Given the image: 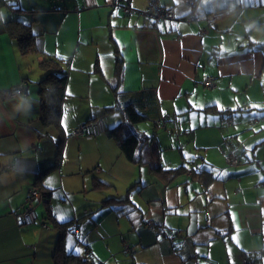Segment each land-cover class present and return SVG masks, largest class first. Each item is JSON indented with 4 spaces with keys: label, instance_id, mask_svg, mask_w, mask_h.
<instances>
[{
    "label": "crops",
    "instance_id": "crops-1",
    "mask_svg": "<svg viewBox=\"0 0 264 264\" xmlns=\"http://www.w3.org/2000/svg\"><path fill=\"white\" fill-rule=\"evenodd\" d=\"M113 1L0 0V264H55L59 242L103 264H264V180L247 187L240 165L230 172L238 174L231 186L225 177L218 183L207 168L213 162L187 163L181 136L193 134L182 128L208 76L215 85L206 99L214 101L263 76L264 0H202L199 19L187 18L183 0H157L177 12L161 21L142 13L150 0H120L130 13ZM219 9L225 15L207 24L206 12ZM9 19L31 27L38 50L21 53L5 28ZM48 55L60 58L67 75L59 124L42 120L41 61ZM17 86L24 92L11 94ZM21 98L30 106L18 108ZM214 101L206 110L196 106L199 118L202 111L217 116ZM128 103L146 113L136 124L145 145L159 144L166 168H183L173 179L127 159L105 132L72 135L101 115L107 127L126 122L108 107ZM164 112L177 116L159 123ZM195 142L209 153L208 142ZM168 150L175 156L165 157ZM32 188L39 190L38 217L18 225Z\"/></svg>",
    "mask_w": 264,
    "mask_h": 264
},
{
    "label": "rangeland",
    "instance_id": "rangeland-1",
    "mask_svg": "<svg viewBox=\"0 0 264 264\" xmlns=\"http://www.w3.org/2000/svg\"><path fill=\"white\" fill-rule=\"evenodd\" d=\"M234 88L233 92L231 91L232 93H223L219 95L220 97L216 94L219 101H214L206 99L208 94L205 93V90L208 89L210 92L213 89L205 86L198 101H192L193 105L189 107V110H191L190 115H192L191 121L187 122L188 125L182 128V131L192 129L193 134H181V136L189 146L185 149L187 163L194 164L191 160H195L198 162V166L203 167L206 166L204 160L213 162L215 169L210 168V166H207V168L211 169L216 176H220L218 183H223L222 178L225 177V182L228 186L235 182V179H237L235 176L238 175L230 174V172L237 170L235 169L237 166L246 165V167H240L238 172L241 171L243 182L247 183V187H251L253 178L261 177L262 173L264 174V73L262 77H257L249 86ZM213 101L218 104L217 107L212 108L217 116H214L213 113L207 116L202 111L200 118L203 123H201L196 106L199 108L203 106L202 109L206 110L207 104H213ZM200 103L202 104L199 105ZM221 114L226 115L225 120L221 118ZM227 117L233 118L231 124H227ZM206 118L208 123H205ZM158 130H160V133H164V128L160 127ZM154 133V124L149 121V135L154 136ZM194 134H196V138H193ZM153 138L151 137V139ZM194 140L199 143L208 142L210 146L208 149L209 153L207 154V150L196 147ZM167 141H170V143ZM166 143L168 145L171 144V138L166 139ZM173 145H175L177 153L179 151L177 141L173 142ZM164 150L166 149L164 148ZM168 151L170 152L166 151L165 157H167V154L170 157H172L171 154L175 156L174 151ZM230 153L238 156V164L227 162V155ZM201 156L204 158L203 160H201ZM171 160L173 163L175 162V159ZM194 166L198 168L195 164ZM222 169L223 172L221 171ZM221 172L222 175H220ZM249 191L247 189V192Z\"/></svg>",
    "mask_w": 264,
    "mask_h": 264
},
{
    "label": "trees",
    "instance_id": "trees-1",
    "mask_svg": "<svg viewBox=\"0 0 264 264\" xmlns=\"http://www.w3.org/2000/svg\"><path fill=\"white\" fill-rule=\"evenodd\" d=\"M117 5H122L125 13H130L127 12L124 7L125 5H129L128 3L123 4L117 1ZM5 26L17 40L21 53L28 54L31 51L38 50L35 34L29 25L23 24L15 19H9L5 23ZM41 65L43 69L46 70L41 80V84H43L41 88L43 94L42 120L46 124H59L67 75L61 71V61L59 57L48 55L41 61ZM121 66L122 65H119L118 67ZM205 86L214 87L206 84ZM108 108L120 110L126 117V122L108 126L104 132L117 142L127 159L139 164H149L154 171L162 173L163 176L168 179H173L178 173L183 171L182 167L176 169H168L165 167L160 158V147L157 142L145 145V142L147 143L149 139H147L145 134L137 130L136 124L146 117V113L139 110L133 103H128L123 107L115 105ZM204 172H208V178H212L209 171L206 170ZM96 183L98 186L103 185L102 181H97ZM47 195H49V193H47ZM61 224L65 226L67 222ZM53 257L55 264H103L92 255L83 256L72 251H66L61 242L56 246Z\"/></svg>",
    "mask_w": 264,
    "mask_h": 264
},
{
    "label": "built area",
    "instance_id": "built-area-1",
    "mask_svg": "<svg viewBox=\"0 0 264 264\" xmlns=\"http://www.w3.org/2000/svg\"><path fill=\"white\" fill-rule=\"evenodd\" d=\"M117 1L120 0H114L113 2L117 3ZM183 2L191 7V11L190 14L188 15V18L199 19L201 17L202 0H183ZM124 7L127 12H131L134 10L130 5H125ZM142 13L146 16L152 17L156 21H161L163 19L177 18V12L175 6H165L159 3L157 0H150L149 6L145 10H143ZM224 15H225V10L223 9L208 11L205 14V21L207 22V24H212V22L215 19L221 18ZM204 83L208 86H214L215 85L214 76H208ZM22 92H24V88L21 86H17L14 87V89L10 93L13 95H20ZM175 116H177V113L175 112L174 113L164 112L161 118L158 120V122L162 123L166 120H170L174 118ZM232 121L233 119L230 118L228 120V123L231 124ZM106 127L107 126H106L105 117L101 115L76 126L72 131V135L94 137L103 133L106 130ZM227 160L230 163L239 162V158L233 154H230ZM37 195H39V190L37 188H32L29 190L27 197L25 199L24 208L22 209V211L16 213V221L18 225L31 224L37 219L38 215L34 205V198ZM43 225L44 226L47 225L45 221H43ZM174 237H175V233L173 232L170 238L171 241L174 240Z\"/></svg>",
    "mask_w": 264,
    "mask_h": 264
},
{
    "label": "clouds",
    "instance_id": "clouds-1",
    "mask_svg": "<svg viewBox=\"0 0 264 264\" xmlns=\"http://www.w3.org/2000/svg\"><path fill=\"white\" fill-rule=\"evenodd\" d=\"M29 106L30 105L28 104V102L24 98H21L20 103L17 107L20 109H24V108L29 107Z\"/></svg>",
    "mask_w": 264,
    "mask_h": 264
},
{
    "label": "snow or ice",
    "instance_id": "snow-or-ice-1",
    "mask_svg": "<svg viewBox=\"0 0 264 264\" xmlns=\"http://www.w3.org/2000/svg\"><path fill=\"white\" fill-rule=\"evenodd\" d=\"M201 107H203V106H201ZM261 180H264V176H261ZM48 184L50 186L51 185V181H48ZM72 250L81 251V250L75 249V246L74 245H73V249Z\"/></svg>",
    "mask_w": 264,
    "mask_h": 264
},
{
    "label": "water",
    "instance_id": "water-1",
    "mask_svg": "<svg viewBox=\"0 0 264 264\" xmlns=\"http://www.w3.org/2000/svg\"><path fill=\"white\" fill-rule=\"evenodd\" d=\"M109 4L112 5V6H113V5H116V4H114V2H113V3H109Z\"/></svg>",
    "mask_w": 264,
    "mask_h": 264
}]
</instances>
